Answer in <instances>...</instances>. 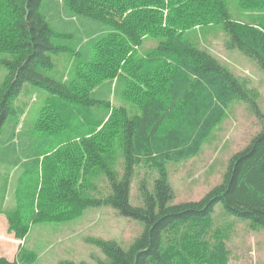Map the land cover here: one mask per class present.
I'll use <instances>...</instances> for the list:
<instances>
[{"label": "trees", "instance_id": "trees-1", "mask_svg": "<svg viewBox=\"0 0 264 264\" xmlns=\"http://www.w3.org/2000/svg\"><path fill=\"white\" fill-rule=\"evenodd\" d=\"M237 1L242 9L264 11V0ZM213 24L223 25L229 48L264 70V25L232 20L224 0H0V54L6 55L1 63L8 71L0 90V138L6 135L0 139V164L28 171L18 192L17 230L32 222L70 220L87 207L108 205L143 223L144 229L128 250L114 241L96 240L105 255L99 264H225L229 252L222 239L209 248L201 245L216 204L264 228V127L230 159L220 185L197 202L168 205L173 193L166 164L195 156L230 103L238 97L250 100L243 78L183 38L191 28ZM145 37L162 41L139 57L136 51ZM57 53L78 61L70 84L43 73L53 67L51 54ZM26 83L52 95L54 117L69 122L71 131L58 134L65 136L60 146L79 144L82 154L95 159L105 149L102 137L115 135L105 127L116 124L125 172L117 180L101 164L111 188L107 198H84L70 181L40 186L39 171L58 141L56 135L29 136L18 130L12 103ZM108 92L137 105L139 113L129 117L124 107L112 108ZM99 125L103 134L95 132ZM140 165L160 174L152 192L142 184V205L134 206L130 183ZM186 237L198 243L185 248ZM0 264L17 263L0 258Z\"/></svg>", "mask_w": 264, "mask_h": 264}, {"label": "rangeland", "instance_id": "rangeland-1", "mask_svg": "<svg viewBox=\"0 0 264 264\" xmlns=\"http://www.w3.org/2000/svg\"><path fill=\"white\" fill-rule=\"evenodd\" d=\"M224 1L232 20L264 25V11L242 9L237 0ZM182 35L197 48L213 55L233 75L243 78L250 100L238 97L230 103L195 156L166 164L164 170L173 193L168 202L171 206L197 202L220 185L230 159L244 150L264 127V70L256 60L238 49L229 48V37L222 24L194 27ZM161 41L159 38L145 37L137 48V56L148 53ZM4 57L6 55L0 54V90L8 75L1 63ZM51 59L53 67L43 71L45 75L68 84L74 81L78 61L73 55L51 54ZM121 75L125 74L121 72ZM88 85L85 81V86ZM107 86L105 85V89H108ZM107 99L112 108L124 107L129 117L139 113L138 106L123 96L114 98L108 92ZM53 103L52 95L45 89L29 83L23 86L12 103L13 116L18 119V130L23 135L57 136V150L46 157L39 171L40 186L51 182L56 184L60 180L64 184L70 181L74 192L84 198H107L111 194V188L101 164H106L117 180L122 179L125 172L123 147L116 124L105 127L106 131L115 135L102 137L107 140L102 154L95 159L89 158L81 153L83 149L79 144L72 145L68 142L59 145L65 136L58 134L71 129L69 122L62 123L54 117L56 113L51 110ZM103 128L104 126L99 125L95 132L103 134ZM5 136L3 133L0 139L5 140ZM69 139L67 137V141ZM97 143L99 147L103 146L99 141ZM72 166L76 167L75 171ZM27 173L25 167L8 168L5 164H0V258L17 264H99V261L105 260V255L96 240L114 241L123 250H128L142 234L143 223L121 215L108 205L87 207L79 216L70 220L32 222L27 229L17 230L15 213L18 192ZM159 174L158 169L145 165L135 167L130 183L129 200L132 205H142V184L152 192ZM37 207L40 209L41 200ZM203 239L204 244L201 245L208 248L216 239L224 241L229 252L225 264H264V228L252 225L249 220L229 215L221 203L216 204L211 224ZM194 241L197 242L192 237H186L183 244L187 248L188 243L189 246H194ZM24 252L27 258L21 262L20 256Z\"/></svg>", "mask_w": 264, "mask_h": 264}]
</instances>
